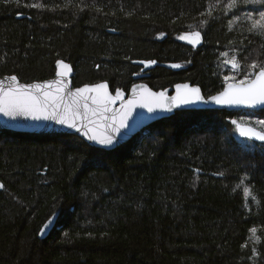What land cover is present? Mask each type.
Here are the masks:
<instances>
[{
    "label": "trees",
    "instance_id": "1",
    "mask_svg": "<svg viewBox=\"0 0 264 264\" xmlns=\"http://www.w3.org/2000/svg\"><path fill=\"white\" fill-rule=\"evenodd\" d=\"M227 3L0 0V77L46 80L62 59L73 87L189 81L207 97L264 65L246 19L264 5ZM196 31L199 47L180 39ZM232 120L264 130V108L179 110L111 150L0 129V264H264V142ZM245 175L255 200L237 187Z\"/></svg>",
    "mask_w": 264,
    "mask_h": 264
},
{
    "label": "snow or ice",
    "instance_id": "2",
    "mask_svg": "<svg viewBox=\"0 0 264 264\" xmlns=\"http://www.w3.org/2000/svg\"><path fill=\"white\" fill-rule=\"evenodd\" d=\"M219 2L220 0H217V4ZM239 4L264 5V0H228L225 6L226 12L232 13ZM32 7H43V5L33 4ZM212 7L210 6L208 15H211ZM202 15L204 14L202 13ZM236 19L238 20L239 17ZM246 19L251 23L249 31H255L256 34L264 36V11L259 12L258 20H254L250 14L246 16ZM231 27L232 22H229V30ZM180 39H187L195 46L200 42L201 33L199 31L191 32L180 36ZM222 55L227 56V53ZM141 63L147 67L156 61H142ZM228 63L234 69L240 68L236 56H233ZM57 64L60 70L56 73L58 79L54 81L19 85L17 77L13 75L9 78L10 83L6 87L4 81L0 80V113L12 118L24 116L34 120H54L61 125H68L83 131L89 140L96 141L101 145H111L121 129L127 127L128 119L137 107L146 108L149 112L156 109L171 110L175 106L205 99L201 95L199 87H189L187 84L177 85V95L170 99L163 92H153L142 84L132 85V96L126 101L120 88H116L115 95H112L109 85L104 82L91 86L84 85L72 91L66 81L71 72L70 65L62 60L57 61ZM173 67H180V65H173ZM250 67L258 68V71L245 74L240 80H236L235 76H225V81L232 82L227 83L222 92L215 96H209L207 99L218 105H264V65L253 62ZM118 100L121 101L120 108H112L111 105ZM231 122L236 126L241 136L264 141V130L258 131L250 125L240 124L236 120ZM257 123L264 127V120L257 121ZM219 175H223V173H219ZM246 179L247 175L241 179L240 185L237 187L243 186L245 200L249 196L255 200L251 189L244 183ZM2 187L3 184H0V188ZM257 203L259 202L257 201ZM250 232L253 238L259 239L255 235L257 232L255 227L250 229Z\"/></svg>",
    "mask_w": 264,
    "mask_h": 264
},
{
    "label": "water",
    "instance_id": "3",
    "mask_svg": "<svg viewBox=\"0 0 264 264\" xmlns=\"http://www.w3.org/2000/svg\"><path fill=\"white\" fill-rule=\"evenodd\" d=\"M185 42L193 48L199 47L202 44L201 39H200V42L198 44H196L195 46H193L191 43H189L187 39H185ZM60 60H62V59H58L55 62V73H54V76L52 78H49L46 80H41V81H33V82L26 83V82L20 81L16 75H14V76L17 77V81H18L19 85H28V84H37V83L42 84L46 81H54V80L58 79V77L56 76V73L60 69H59V66L57 64V61H60ZM62 61H64V60H62ZM64 63L70 65V67H71V72L69 73L68 77L66 78V81L68 83L69 89L72 91H75L76 88L83 87L84 85L91 86V85L99 84L102 82L107 83L109 85V83L107 81H100V82H96V83H92V84H83V85L78 86V87H73V85H72V76L74 73L73 67L67 61H64ZM11 76H13V75H4V76L0 77V80L4 81V84L6 87L10 83L9 78ZM134 84L146 85L147 88L151 89V91H153V92H163L165 94V96L169 99L171 97H174L177 95V87H176L177 85L187 84V85H189V87H199L200 88L199 85L191 84L189 81L178 82V83L173 84L172 86L166 87L164 89H159V90H155V89L151 88L145 82H136ZM134 84H132V85H134ZM132 85L130 86L128 91H124L121 89L124 93V100L125 101L132 96V91H131ZM226 86H227V83L224 85V87L220 91H218L214 94H211L209 96L217 95L218 93L222 92ZM109 91L111 92L112 95H115V91L113 92L111 90L110 86H109ZM181 91H183V89H181ZM200 91H201V95L205 97V99L203 101H196V102L189 103V104H183V105L175 106V107H172L171 110L156 109L153 112H149L146 108L137 107L133 111L132 116L128 119L127 127L121 129L120 133H118L116 135V138L111 145H101L96 141L89 140L84 135L83 131L78 130L77 128H71L68 125H61L54 120H43V119L34 120L31 117H24V116H18V117L12 118V117H7V116L3 115V113H0V129L13 130V131H17V132L36 133V134L69 133V134H74V135L79 136L80 138H82L84 141H86L91 146L102 148L105 150H111V149H114L117 146L121 145L122 143L128 141L129 139H131L134 135H136L141 129H143L147 125H149V124H151V123H153L159 119L169 117V116L173 115L176 111H179V110H186V109H194V110H199V109H202V110H204V109H226V110L252 109V110H259V109L264 108V105H256V106L218 105L215 102L208 100L207 98L209 96L206 97L203 94L201 88H200ZM120 105H121V101L118 100L115 102V104L111 105V107L115 108V109H119ZM244 125H248V124H244ZM251 127H253V126H251ZM253 128H255V127H253ZM255 129L258 130L257 128H255ZM236 131H237V129H236ZM258 131H261V130H258ZM237 133L242 138H246V139H250V140H254V141H258V142H264V141H260V140L255 139V138H249V137L241 136L239 131H237Z\"/></svg>",
    "mask_w": 264,
    "mask_h": 264
},
{
    "label": "rangeland",
    "instance_id": "4",
    "mask_svg": "<svg viewBox=\"0 0 264 264\" xmlns=\"http://www.w3.org/2000/svg\"><path fill=\"white\" fill-rule=\"evenodd\" d=\"M151 65H153V64H150V65H148L147 67H149V66H151ZM143 66L145 67V64L143 63ZM146 68V67H145Z\"/></svg>",
    "mask_w": 264,
    "mask_h": 264
}]
</instances>
